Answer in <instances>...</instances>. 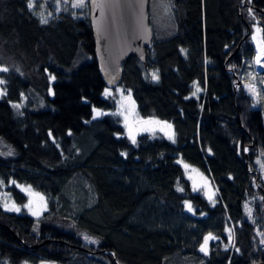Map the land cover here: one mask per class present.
<instances>
[{
  "label": "trees",
  "instance_id": "16d2710c",
  "mask_svg": "<svg viewBox=\"0 0 264 264\" xmlns=\"http://www.w3.org/2000/svg\"><path fill=\"white\" fill-rule=\"evenodd\" d=\"M66 1L47 0L41 23L29 0H0V137L13 148L0 156V195L22 209L0 199V263L264 264V56L257 71L250 38L256 24L264 41V0H167L170 22L156 30L148 1L152 43L115 85L140 117L168 120L174 141L141 132L135 143L108 112L88 2ZM178 160L211 179L215 201ZM17 183L45 198L39 216Z\"/></svg>",
  "mask_w": 264,
  "mask_h": 264
},
{
  "label": "rangeland",
  "instance_id": "374dc122",
  "mask_svg": "<svg viewBox=\"0 0 264 264\" xmlns=\"http://www.w3.org/2000/svg\"><path fill=\"white\" fill-rule=\"evenodd\" d=\"M47 0H33L34 6L32 7L39 15L46 19L49 17V12L51 9L46 7ZM49 3L54 5V9L57 10L59 6L62 9H68L66 0H48ZM77 4L78 0L74 1ZM73 4V3H72ZM88 6V3L87 5ZM82 16L83 14H80ZM166 17L170 22V10L169 4L167 0H151L150 1V22L153 28L156 30L160 24L167 22ZM255 26H253L252 38L255 32ZM258 27V26H257ZM259 29V28H258ZM260 32V31H259ZM261 37V35H260ZM254 42V40H253ZM262 42V40H261ZM255 44V42H254ZM256 47V45H255ZM255 58H257V48L255 51ZM53 79V77H51ZM248 80L244 81L243 87L245 91L251 96L253 100V104L257 105L260 102V96L256 87V78L253 72H249ZM240 82V81H239ZM2 89L0 83V97L2 96ZM103 94L105 97H109L114 100V108L109 110L108 112H114L116 116L120 119L122 123L125 133L132 140V136H136L141 132H146L152 135H161L167 138L168 140L174 141V130L172 128L171 123L168 120L160 119L156 117H140L136 110V105L131 97V95L124 91L121 86H106L104 87ZM96 110H99L101 113L105 112L101 108L93 107L92 108V117H97ZM262 119L264 122V105L262 106ZM170 125V127H169ZM171 137V138H170ZM13 154V148L0 137V156H9ZM180 165L183 167L185 176L188 178L191 184V189L195 192L201 193L208 201H215L216 189L211 181V179L199 170L196 166L191 165L182 160H178ZM187 165V167H186ZM255 165L260 172L262 179H264V153H260L255 157ZM17 186L21 188V190L27 195V201L24 205V209L30 215L37 217L41 214V212L45 209V198L31 189L29 185L18 184ZM0 199L3 201V207L6 210H12L13 208H19L21 211V207L14 202L10 201L7 196L4 194L0 195ZM15 211V210H12ZM36 213L35 215L33 213ZM209 235H205L208 237ZM204 237V238H205ZM202 247V246H201ZM4 264V263H0ZM38 264H55L50 261H42Z\"/></svg>",
  "mask_w": 264,
  "mask_h": 264
},
{
  "label": "water",
  "instance_id": "95a60500",
  "mask_svg": "<svg viewBox=\"0 0 264 264\" xmlns=\"http://www.w3.org/2000/svg\"><path fill=\"white\" fill-rule=\"evenodd\" d=\"M148 1L87 0L95 59L107 86H114L120 80V65L129 56H135L140 62L145 59V49L151 45L153 38ZM250 38L256 51L252 33ZM261 62L262 57L259 63L255 58L257 71Z\"/></svg>",
  "mask_w": 264,
  "mask_h": 264
},
{
  "label": "snow or ice",
  "instance_id": "6c2138e0",
  "mask_svg": "<svg viewBox=\"0 0 264 264\" xmlns=\"http://www.w3.org/2000/svg\"><path fill=\"white\" fill-rule=\"evenodd\" d=\"M84 3H85V0H78L77 4H75L74 7H83V6H84ZM33 6H34V4H33V0H29L28 7H29V8H32ZM41 23H47V19H42V20H41ZM258 31H260V29H258ZM261 44L264 45V41H262ZM260 56H264V46H261V47H260ZM260 56L257 57V63L260 62ZM0 71H2V72H7L8 69H7V68H0ZM152 75H153V78H154V79H158V78H159V77L157 76L156 73H153ZM53 78H54V77H53ZM0 83H4V81H3V80H0ZM14 107L19 108L20 105H14ZM101 114H102V113H101L99 110H96V115H97V116H99V115H101ZM169 127H170V125H169ZM131 138H132V142L135 143V142H136V141H135V137L132 136ZM170 138H171V137H170ZM186 167H187V165H186ZM181 190H182V189H181ZM188 208H189V211H192V208H191V205H190V204L188 205ZM12 210L19 211V208H13ZM33 214L35 215L36 213L34 212ZM85 239H86V240H90V238L87 237V236L85 237ZM210 239H215V237H212L211 234H209L208 237H205L204 245H202V247H201V251L207 252V250H208V249H207V244H208V241H209ZM90 242H93V241H90Z\"/></svg>",
  "mask_w": 264,
  "mask_h": 264
},
{
  "label": "bare ground",
  "instance_id": "6f19581e",
  "mask_svg": "<svg viewBox=\"0 0 264 264\" xmlns=\"http://www.w3.org/2000/svg\"><path fill=\"white\" fill-rule=\"evenodd\" d=\"M253 40L255 42L256 48H257V57L260 56V47L262 46L261 44V37H260V32L258 31V27L255 26V32L253 34ZM262 56H260L261 59ZM257 61V58H256Z\"/></svg>",
  "mask_w": 264,
  "mask_h": 264
}]
</instances>
